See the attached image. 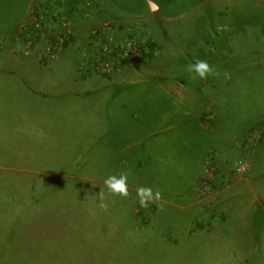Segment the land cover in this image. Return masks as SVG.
Segmentation results:
<instances>
[{"label":"rangeland","instance_id":"obj_1","mask_svg":"<svg viewBox=\"0 0 264 264\" xmlns=\"http://www.w3.org/2000/svg\"><path fill=\"white\" fill-rule=\"evenodd\" d=\"M261 26L264 0H0V264H264Z\"/></svg>","mask_w":264,"mask_h":264},{"label":"clouds","instance_id":"obj_2","mask_svg":"<svg viewBox=\"0 0 264 264\" xmlns=\"http://www.w3.org/2000/svg\"><path fill=\"white\" fill-rule=\"evenodd\" d=\"M187 71L190 73L194 72L196 74V77H199L200 79H207L209 76L218 75L215 67L210 65L208 61L202 59H198L194 63L190 64L187 67ZM104 183L110 194L115 196H122L125 198L128 197L129 190L127 174L122 173L119 177H117L116 175H111L106 178ZM137 195L139 197L140 205L142 207H147L150 202L159 199L161 193L159 192V190L153 193L152 188L141 186L137 190ZM99 197L101 201L99 207L102 210L106 211L108 208V204L106 202L103 189L100 190Z\"/></svg>","mask_w":264,"mask_h":264},{"label":"built area","instance_id":"obj_3","mask_svg":"<svg viewBox=\"0 0 264 264\" xmlns=\"http://www.w3.org/2000/svg\"><path fill=\"white\" fill-rule=\"evenodd\" d=\"M133 49V48H132ZM127 51H131V49H128ZM247 166H248V164H247V162H245V161H240L239 162V164H238V171L240 172V173H244L246 170H247Z\"/></svg>","mask_w":264,"mask_h":264},{"label":"crops","instance_id":"obj_4","mask_svg":"<svg viewBox=\"0 0 264 264\" xmlns=\"http://www.w3.org/2000/svg\"><path fill=\"white\" fill-rule=\"evenodd\" d=\"M261 27L263 28L262 30L264 31V26H261ZM262 30H261V31H262ZM206 101H207V99H203L202 102L205 103ZM202 120H203V116H201L200 118H198V124H199L200 126H201V122H202ZM201 127H202V126H201Z\"/></svg>","mask_w":264,"mask_h":264}]
</instances>
